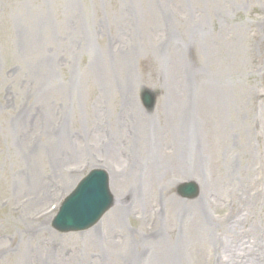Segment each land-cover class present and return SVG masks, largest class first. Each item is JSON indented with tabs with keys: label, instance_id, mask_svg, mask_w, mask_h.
<instances>
[{
	"label": "rangeland",
	"instance_id": "374dc122",
	"mask_svg": "<svg viewBox=\"0 0 264 264\" xmlns=\"http://www.w3.org/2000/svg\"><path fill=\"white\" fill-rule=\"evenodd\" d=\"M204 18L215 33L196 39L192 28ZM132 80L140 83L136 107L158 122L165 100L197 102L190 111L201 136L192 146L201 168L173 179L152 172L146 193L124 196L122 224L110 221L113 206L87 231L59 233L50 222L60 201L91 168H109L100 146L91 157L80 148L100 144L111 115L124 132L132 124L125 97ZM143 87L159 92L161 108L143 107ZM211 88L223 93L219 102ZM167 113L177 122L182 109ZM163 149L175 153L166 140ZM188 180L198 183V197L176 193ZM204 213L225 227L218 230L226 245L241 242L233 261L214 248L222 239L203 236ZM228 221L237 231L229 234ZM99 227L104 242L119 245L116 256L100 243ZM153 227L161 238L170 229L185 236L187 264H264V0H0V264H131L127 241ZM204 242L207 259L198 262Z\"/></svg>",
	"mask_w": 264,
	"mask_h": 264
},
{
	"label": "bare ground",
	"instance_id": "6f19581e",
	"mask_svg": "<svg viewBox=\"0 0 264 264\" xmlns=\"http://www.w3.org/2000/svg\"><path fill=\"white\" fill-rule=\"evenodd\" d=\"M205 23H208V20L206 18H204V23L201 24ZM206 24L205 26H202L200 24L194 25L192 28V36L196 39H199L203 34V30L205 32L206 29L211 33V35H213L215 32L209 30L212 21L210 20V22L207 25ZM173 38L174 35L172 36L171 40ZM103 78L104 80H107L108 78L105 73H103ZM122 85L120 86V88L123 87ZM139 86L140 83L137 80H132L126 86V88L128 87L130 89H128V91L126 92L125 97L132 100H129L132 105L128 106L130 107V111L132 113V124H128L129 126H127V130H125L124 132L123 125H120L119 115H111L110 119L112 123H110L109 125L107 124V126L110 128V131H103L104 136H102V138L100 139V144L99 142L95 144H89L90 142L88 141V143L86 141L83 147L80 148L81 150L85 151V153H88L90 155L96 149V146L100 145V148L103 149L104 155L106 156L108 161L109 168L107 166L105 167L109 171L110 185L112 192L115 195V205L112 216L110 217V221L115 226L123 223V219L128 212V207L124 204L126 202L124 201L123 203L124 196L128 194L132 195L134 198L136 197L137 193L139 194V196H141L143 193H146V191H148V189L150 188L151 182L153 180L150 178L152 172L161 175L163 171L167 170L169 172V179H173L177 174L184 172L182 169H186L187 171L192 169L196 170L195 167L201 168V163L196 160L197 151L192 146V142L197 140L196 134H199L201 136L200 130L198 129H200L202 122L200 121L196 113L190 111L197 105V102L195 105L189 98L184 100L183 104V100L179 98H175L174 100L170 99L169 102L165 100L164 103H162L165 106L168 105V107L163 108L165 113L164 121L158 122L153 115L150 116L147 114H143L140 112L142 110L136 107L137 99L135 98V96ZM106 87L113 91L108 83H106ZM118 89L119 87H117V90ZM209 91L211 96L215 100H221L223 94L221 91L216 88H211ZM108 93L111 94L110 91H108ZM162 103H159L157 107H160ZM186 105L188 106V109ZM134 106L137 110H135ZM167 108H170L171 110L182 109V116L180 117V121L178 120L176 122L175 120L169 119L170 114L167 113ZM185 116H187L189 120L185 118ZM113 120L115 121L113 122ZM182 122L185 124H183ZM222 123L225 124V126H228V124L230 123L224 115H222ZM164 140L171 143L175 147L174 155L170 156L165 153V150L163 149ZM190 157H192L191 160ZM170 161H172L173 163H170ZM45 186V183L41 185L40 193L36 194L35 196V203L40 198H43L45 194V191L43 189H45ZM251 187L253 188V186L249 185L247 181L244 182L241 186V189L247 193L248 201H251V196H255L250 191ZM46 199L47 198L44 197V200ZM141 203L142 201H139V204ZM145 208L146 205L144 204L141 207V210L145 211ZM163 213L164 208L160 211L158 216ZM155 215L157 216V212H155ZM201 220L203 223V236L205 237V233L208 240H212L213 243L218 238L222 239L225 245H220L217 248L214 245V248L216 249L217 253L221 255V258L225 257V259L233 261V257L235 256V249L242 247L241 242L232 239L226 245L228 240L227 234H225V232H219L218 230L224 229L225 227L221 225L217 217L210 219L207 213H204L201 215ZM238 223V220L234 221V224ZM226 224V227L230 230L229 234L237 231V225H230L229 221L226 222ZM255 226H257V224L252 221V228ZM102 231V227H99L98 233H96V235H99L100 243L105 245L106 253L108 254V256H116L117 247L119 245L117 246L113 239L109 238L104 242L105 237L102 236ZM172 232L173 230L170 229L169 235H167L166 237V235L163 234V237L161 238L159 231L155 232L154 227L150 228L149 238L150 240H152L150 243L146 234H137L130 245L131 251L129 253L130 256L133 257L135 264H187L190 258L187 252L183 251V246L185 245V243H187V240L185 236H182L183 241H180L178 236H174ZM172 240H175V242L173 243ZM203 241H205V239H201L200 241H198L197 245L200 246ZM148 243L150 248L153 249L151 255L148 256L147 259H141L139 256L137 257L135 250L133 251V248L139 246L140 244ZM206 244L207 243L204 242L203 246L199 250L198 262L207 259L205 250H203V247ZM195 254L196 253L191 252L192 257H194ZM98 264L107 263L106 261L103 262L100 260Z\"/></svg>",
	"mask_w": 264,
	"mask_h": 264
},
{
	"label": "water",
	"instance_id": "95a60500",
	"mask_svg": "<svg viewBox=\"0 0 264 264\" xmlns=\"http://www.w3.org/2000/svg\"><path fill=\"white\" fill-rule=\"evenodd\" d=\"M107 185L102 172L92 171L69 195L53 225L61 231H70L97 222L114 202ZM193 187L190 184L183 186L181 192L193 191Z\"/></svg>",
	"mask_w": 264,
	"mask_h": 264
}]
</instances>
